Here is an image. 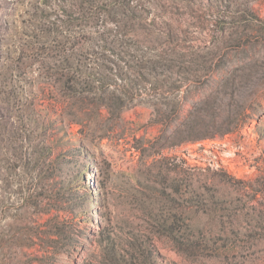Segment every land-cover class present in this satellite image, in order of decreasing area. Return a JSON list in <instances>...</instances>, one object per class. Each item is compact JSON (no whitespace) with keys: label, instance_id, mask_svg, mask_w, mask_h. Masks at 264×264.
Returning <instances> with one entry per match:
<instances>
[{"label":"rangeland","instance_id":"obj_1","mask_svg":"<svg viewBox=\"0 0 264 264\" xmlns=\"http://www.w3.org/2000/svg\"><path fill=\"white\" fill-rule=\"evenodd\" d=\"M0 264H264V0H0Z\"/></svg>","mask_w":264,"mask_h":264}]
</instances>
